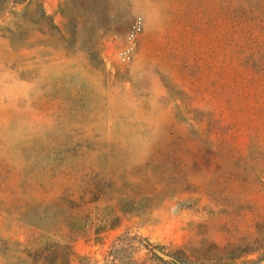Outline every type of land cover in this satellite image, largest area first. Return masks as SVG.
<instances>
[{
  "label": "rangeland",
  "instance_id": "obj_1",
  "mask_svg": "<svg viewBox=\"0 0 264 264\" xmlns=\"http://www.w3.org/2000/svg\"><path fill=\"white\" fill-rule=\"evenodd\" d=\"M0 264H264V0H0Z\"/></svg>",
  "mask_w": 264,
  "mask_h": 264
},
{
  "label": "built area",
  "instance_id": "obj_2",
  "mask_svg": "<svg viewBox=\"0 0 264 264\" xmlns=\"http://www.w3.org/2000/svg\"><path fill=\"white\" fill-rule=\"evenodd\" d=\"M143 19L140 16H136L127 35L123 46L118 51V58L122 62L128 61L135 49L136 40L140 32L143 30Z\"/></svg>",
  "mask_w": 264,
  "mask_h": 264
}]
</instances>
